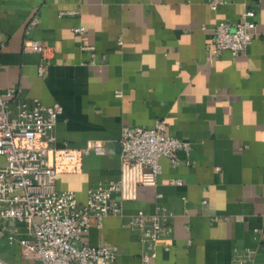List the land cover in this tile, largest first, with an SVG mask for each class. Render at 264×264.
<instances>
[{
    "label": "crops",
    "instance_id": "1",
    "mask_svg": "<svg viewBox=\"0 0 264 264\" xmlns=\"http://www.w3.org/2000/svg\"><path fill=\"white\" fill-rule=\"evenodd\" d=\"M243 9L253 10L249 45L207 58L214 24L238 22ZM26 37L45 56L22 51ZM0 43V91L14 87L19 99L61 106L50 146L105 148L57 172L55 189L77 202L117 179L123 125L162 120L166 133L189 143L174 166L159 158L155 184L137 186L121 215L99 225L90 217L81 240L114 245V264L264 263V0H0ZM156 207L170 213V232L143 263L126 223ZM0 257L21 262L16 245Z\"/></svg>",
    "mask_w": 264,
    "mask_h": 264
},
{
    "label": "built area",
    "instance_id": "2",
    "mask_svg": "<svg viewBox=\"0 0 264 264\" xmlns=\"http://www.w3.org/2000/svg\"><path fill=\"white\" fill-rule=\"evenodd\" d=\"M252 16V9H243L236 23L217 21L206 47L207 58L221 50L231 56L243 51L252 39ZM35 23L36 19L31 18L27 25ZM73 31L82 33V27ZM22 51L42 56L46 53L36 39L27 37ZM41 73L42 67L38 66L37 74ZM114 94L120 95L119 91ZM60 112L56 102L44 105L35 98L19 99L14 87L0 91V155L4 161L0 167V235L13 240L20 264H114V245L89 246L81 240L88 219L95 218L99 225L104 216L121 215L122 203L135 198L137 186L155 184L161 171L159 158L164 157L174 166L175 152L188 151L189 143L166 133L162 120H156L150 128L123 125L118 139L117 179L89 187L79 203L71 191L55 189L56 174L63 168L62 163H71L73 168L81 154H104L105 148L91 141L80 150L52 148L51 131ZM172 183L178 184L179 179ZM169 216L161 207L151 214L137 211L128 216L126 224L138 234L143 246L141 262L154 258L156 241L169 234ZM0 264L9 263L0 257Z\"/></svg>",
    "mask_w": 264,
    "mask_h": 264
},
{
    "label": "rangeland",
    "instance_id": "3",
    "mask_svg": "<svg viewBox=\"0 0 264 264\" xmlns=\"http://www.w3.org/2000/svg\"><path fill=\"white\" fill-rule=\"evenodd\" d=\"M14 250H15V244L13 240L8 239L4 235H0V253L6 251L13 254Z\"/></svg>",
    "mask_w": 264,
    "mask_h": 264
}]
</instances>
